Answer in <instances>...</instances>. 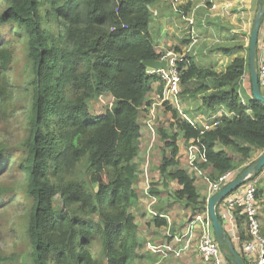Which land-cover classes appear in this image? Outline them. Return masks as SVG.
I'll return each instance as SVG.
<instances>
[{"label":"trees","instance_id":"16d2710c","mask_svg":"<svg viewBox=\"0 0 264 264\" xmlns=\"http://www.w3.org/2000/svg\"><path fill=\"white\" fill-rule=\"evenodd\" d=\"M159 1L0 0V119L14 121L16 103L27 106L18 170L26 177V198L33 203L28 235L34 264H135L160 257L139 239L131 212L140 198L136 159L144 114L152 94L163 89L161 78L144 65L163 56L150 33ZM12 39L25 43L30 63L20 78L26 84L17 90L7 78ZM219 50L232 55L244 46ZM181 67L182 100L203 92L205 108L224 107L234 115L203 132L182 120L176 109H168L175 131L160 132L164 151L171 154L164 155L159 170L168 190L176 184L175 203H183L192 219L208 209L209 197L201 194L200 183H217L230 173L238 178L264 153V104L253 96L245 104L241 96L240 84L248 73L250 79L249 55L220 74L199 69L190 57ZM194 80L201 84L199 90L190 86ZM249 86L252 93L251 80ZM107 96L115 100L113 109L99 110L100 99ZM180 136L205 153L206 161L196 162L200 173L181 163ZM9 149L15 151L6 139L0 142V174L6 171ZM6 192L0 187V199ZM151 193L157 200L155 226H168L162 192ZM238 223L243 243L247 237L243 222ZM94 240L101 244L100 258L92 249ZM224 252L234 264L230 251ZM11 260L0 247V264Z\"/></svg>","mask_w":264,"mask_h":264},{"label":"rangeland","instance_id":"374dc122","mask_svg":"<svg viewBox=\"0 0 264 264\" xmlns=\"http://www.w3.org/2000/svg\"><path fill=\"white\" fill-rule=\"evenodd\" d=\"M256 5L257 2H255V6ZM257 9L258 7L254 13V22L258 13ZM1 10L2 7L0 6V11ZM15 34L16 37L19 38L17 33ZM152 37L156 41L159 40V32L155 31ZM11 46L13 55L11 59V71L7 78L12 82L15 90H17L19 88L18 85L26 84L20 78H22L21 76L26 75L30 63L27 58L26 45L23 41L12 39ZM248 50L249 44L246 50L247 59L249 55ZM245 79L242 82V85H246L247 88H250L249 73L246 75ZM242 85L240 84V89ZM154 96L155 95L152 94L151 98ZM114 103L115 100L112 97H103L100 99L99 110H112ZM16 105L18 115L14 121H8L6 118L0 119V142H3V140L6 139L9 142V145L15 149V151L9 149V153L4 156L6 171L3 174H0V187L6 189L7 191L9 190V192H6L5 196L0 199V247L4 254L12 258L9 264H34L30 256L32 252V245L31 239L28 235V218L31 213L33 203L32 201H29L28 198H26V177L18 170V164L20 163L19 155L21 154L20 144L23 141L26 126V117L22 112L25 111L27 106L22 105L21 103H16ZM168 109V106L156 108L158 111V113L156 111V122L159 120L161 121L155 125V132L148 130L142 136L140 140L141 152L139 157L136 159L139 174L137 186L140 198L139 200L134 201L131 212H133L137 217V224L140 228L139 239L146 242L148 252L153 254H155V252L152 251L150 245H167V243L174 245L176 243L174 237L182 233L184 228L180 226L186 222V219L189 215V211H186L184 204L175 203V199L172 196L175 190H177L176 184L171 183L170 186L172 191L168 190L165 187V183H163L164 181L159 170L162 167L164 155L167 154L168 157L171 154L170 149L164 151L166 143L163 140V136L160 134V132L163 130L166 132L175 131V129L172 128V122H170V120H172V114L167 111ZM104 113H101L100 115H103ZM148 115L149 112L144 114L143 122L148 120ZM179 139H182L180 143ZM179 139L178 146L181 150L180 157L182 159L180 161L187 170H191L187 163L188 143H186L182 137ZM263 174L256 178H258L259 182V216L262 232L264 234ZM205 184H199L201 186V194L203 195H207L205 192ZM154 189L162 192L161 207L168 211L167 213H164V217L168 221V226H163L162 228H157L153 220L154 216L158 214V209L156 207L157 200L154 198V196H152L151 193V191ZM56 201L59 204L58 206L61 207L62 202H60V199L57 198ZM217 211L220 219L222 220V224L224 225L222 209L220 205H218ZM85 242L86 240L81 241L82 244ZM196 246L197 243L194 241L191 247L187 251L183 252L181 257H177L173 253L171 254L161 252L160 257L156 260L151 262L141 260L135 262V264H204L202 257L197 252ZM92 249L95 256L100 258L101 244L99 240H94L92 242Z\"/></svg>","mask_w":264,"mask_h":264},{"label":"crops","instance_id":"0c3cea01","mask_svg":"<svg viewBox=\"0 0 264 264\" xmlns=\"http://www.w3.org/2000/svg\"><path fill=\"white\" fill-rule=\"evenodd\" d=\"M255 2H257L256 6ZM257 7L259 10V0H193L192 2L183 0L182 14H176L171 9V0H161L153 9L156 16L150 33L153 35L155 31L159 32V40L156 41L153 37L152 39L160 54L164 55L168 51L175 50L192 58L199 69H211L219 74L225 73L236 59H247L246 50L250 44L249 39H251L253 18ZM189 21H194V24H190ZM233 44L243 45L244 50H235L232 55H226L219 50L222 46L229 47ZM209 83L214 89V85L210 81ZM190 86L194 90L201 88L197 80H194ZM240 92L244 103L249 102L252 98L250 89L242 85ZM204 96L203 92H199L183 98L182 113L175 107H171L178 111L182 120L190 125L195 124V127H200L203 132L216 127L224 117L234 118V115L224 107L215 110L205 108ZM170 122L175 123L173 115ZM142 128L144 135L148 131L145 122ZM181 140L179 139V143ZM261 155H258L256 159ZM233 174L232 180L237 179L238 174ZM205 185V192L209 197V185ZM189 220L187 218L180 227L185 228ZM227 235L239 247L236 233H227Z\"/></svg>","mask_w":264,"mask_h":264},{"label":"built area","instance_id":"2783aa9c","mask_svg":"<svg viewBox=\"0 0 264 264\" xmlns=\"http://www.w3.org/2000/svg\"><path fill=\"white\" fill-rule=\"evenodd\" d=\"M192 2L193 0H188ZM183 0H171V9L176 14H182ZM156 16V13H154ZM194 24V21H189ZM258 42L257 68L260 79V86L264 93V24L262 26ZM188 55L177 53L175 50L166 52L160 62H167V70H152V74L161 78L163 89L154 94L148 120L145 122L146 128L155 132L157 121V107H175L180 113L183 112L182 101V67L187 62ZM196 126L195 124H192ZM188 164L197 173L200 171L196 167V162L206 161L205 153H201L200 148L194 144L188 146ZM233 173L227 174L220 178L217 183H211L209 180V199L223 189L227 184L234 181ZM258 178L255 175L246 178L242 187L236 190L219 205L222 209L224 228L228 234L236 233V239L239 242L240 250L243 254L245 264H264V234L261 228L258 204ZM218 208V207H217ZM238 220L243 222L247 240L241 242V232L239 231ZM174 245H150L155 253H173L181 257L183 252L187 251L192 243L196 241L197 252L202 257L204 264H233L226 257L225 252L220 248L215 239L212 221L207 211L196 214L195 217L187 222L186 227L181 234L174 237Z\"/></svg>","mask_w":264,"mask_h":264},{"label":"water","instance_id":"95a60500","mask_svg":"<svg viewBox=\"0 0 264 264\" xmlns=\"http://www.w3.org/2000/svg\"><path fill=\"white\" fill-rule=\"evenodd\" d=\"M264 20V1L260 0L259 10L253 25L249 44V68H250V80L252 86L253 99L261 104H264V93L260 86L259 73L257 68V56H258V42L261 34V29ZM144 65L154 71L167 70V62H144ZM264 171V153L253 163V165L245 170L241 176L234 181L227 184L217 194L210 198L208 201V212L210 219L213 224L215 239L219 244L220 248L224 251L228 249L233 257L234 264H245L242 257L235 249L233 242L227 235V232L221 223L220 217L217 213V207L226 198L233 194L236 190L242 187L245 183L246 178L252 175Z\"/></svg>","mask_w":264,"mask_h":264}]
</instances>
